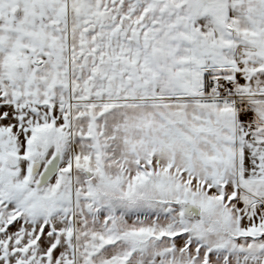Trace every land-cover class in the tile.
Segmentation results:
<instances>
[{"label": "snow or ice", "instance_id": "1", "mask_svg": "<svg viewBox=\"0 0 264 264\" xmlns=\"http://www.w3.org/2000/svg\"><path fill=\"white\" fill-rule=\"evenodd\" d=\"M0 264H264V0H0Z\"/></svg>", "mask_w": 264, "mask_h": 264}]
</instances>
